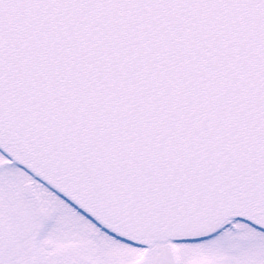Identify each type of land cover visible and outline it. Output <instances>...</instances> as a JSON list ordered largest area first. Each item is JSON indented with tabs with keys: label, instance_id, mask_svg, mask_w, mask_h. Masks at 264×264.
<instances>
[{
	"label": "snow or ice",
	"instance_id": "6c2138e0",
	"mask_svg": "<svg viewBox=\"0 0 264 264\" xmlns=\"http://www.w3.org/2000/svg\"><path fill=\"white\" fill-rule=\"evenodd\" d=\"M0 264H264V0H0Z\"/></svg>",
	"mask_w": 264,
	"mask_h": 264
}]
</instances>
